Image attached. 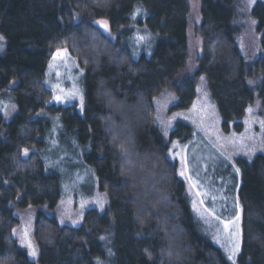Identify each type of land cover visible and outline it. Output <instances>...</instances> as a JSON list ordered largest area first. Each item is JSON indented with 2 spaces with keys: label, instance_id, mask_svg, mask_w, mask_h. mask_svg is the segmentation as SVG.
I'll return each instance as SVG.
<instances>
[{
  "label": "trees",
  "instance_id": "trees-1",
  "mask_svg": "<svg viewBox=\"0 0 264 264\" xmlns=\"http://www.w3.org/2000/svg\"><path fill=\"white\" fill-rule=\"evenodd\" d=\"M140 29L155 41L148 57L130 40ZM0 37V98L17 106L11 120L0 114V264H97L107 249L113 264H228L188 210L154 125L155 100L172 88L187 106L203 77L222 125L243 119L254 95L264 122V0H0ZM60 48L85 70L86 104L69 128L89 147L84 162L109 206L88 210L78 226L38 213L33 262L14 237L16 215L55 203L60 190L58 175L23 150L39 145L36 117L50 98L44 71ZM240 180L239 261L264 264V156Z\"/></svg>",
  "mask_w": 264,
  "mask_h": 264
},
{
  "label": "rangeland",
  "instance_id": "rangeland-1",
  "mask_svg": "<svg viewBox=\"0 0 264 264\" xmlns=\"http://www.w3.org/2000/svg\"><path fill=\"white\" fill-rule=\"evenodd\" d=\"M137 15L139 12L136 11L132 16ZM96 21L103 33L113 37L109 26L105 31ZM131 36V43L137 52L142 51L148 57L155 44L150 31L140 29ZM56 51L44 71L43 81L50 91V98L46 102V110L36 117L43 122L35 136L39 145L31 147L28 153H37L46 171L58 175L60 195L53 204L45 201L21 208L16 215L18 224L14 229L18 247L33 262L38 256L33 239L38 213H44L60 225L78 226L88 210L103 212L109 206L107 195L98 187L95 172L84 162L89 147L79 141L77 129L69 128L73 125L69 121L74 115L81 116L86 104L85 70L68 51L67 56L53 59ZM191 70L186 66L182 74L188 75ZM201 78L193 85L194 98L187 106H182L181 97L173 98L172 88L165 90L155 100L154 125L168 147V158L176 162L182 179L183 197L198 232L221 251L228 264H233L228 257L232 255L238 239L239 252L235 254L234 262L241 264L242 226L238 188L242 167L249 165L257 155L264 156V122L259 101L254 95L255 100L247 108L243 119L222 125ZM57 96L61 99H55ZM16 108L9 94L0 98V114L7 121L13 118ZM177 129L181 135L179 132L180 136H173L172 132ZM234 233L237 234L235 237ZM105 242L110 243V240ZM28 243L32 245L31 249ZM31 250L36 252L34 257L29 255ZM99 264H113L109 249L104 261Z\"/></svg>",
  "mask_w": 264,
  "mask_h": 264
},
{
  "label": "snow or ice",
  "instance_id": "snow-or-ice-1",
  "mask_svg": "<svg viewBox=\"0 0 264 264\" xmlns=\"http://www.w3.org/2000/svg\"><path fill=\"white\" fill-rule=\"evenodd\" d=\"M96 23L99 24L102 28H104L105 31L108 30V24H107L106 21H96ZM2 39H3V37H0V40H2ZM141 39H143V37H141ZM65 56H67V49H57L56 53H55L54 56H53V59H56L57 57H65ZM50 67H51V65H50ZM201 79L203 80V77H202ZM250 83H251V81H250ZM55 99L60 100L61 97L57 96V97H55ZM81 99H82V98H81ZM248 111H251V109H248ZM23 154H24L25 156H27V155H28V149H24V150H23ZM237 171H239V170L237 169ZM182 174H183V173H181V175H182ZM237 207H239V206L237 205ZM236 221H237V222L239 221V215H237V217H236ZM13 234H15V230H13ZM25 235H26V234H25ZM233 235H234V237H235L237 234L234 233ZM102 239H103V237H102ZM28 247L31 249V248H32V245H31L30 243H28ZM237 252H239V242H238V239H237V242H236L235 245H234L232 255H230V256L228 257L230 260H233V264H235V262H234V256H235V254H236ZM29 255L34 257V256L36 255L35 250H31V251L29 252ZM149 255H150V254H149ZM97 264H99V261L97 262Z\"/></svg>",
  "mask_w": 264,
  "mask_h": 264
}]
</instances>
